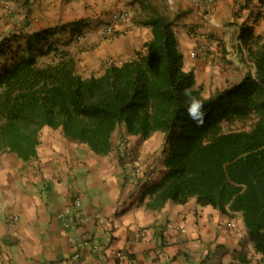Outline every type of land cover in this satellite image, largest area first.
I'll list each match as a JSON object with an SVG mask.
<instances>
[{
  "label": "crops",
  "instance_id": "obj_1",
  "mask_svg": "<svg viewBox=\"0 0 264 264\" xmlns=\"http://www.w3.org/2000/svg\"><path fill=\"white\" fill-rule=\"evenodd\" d=\"M149 4L178 16L184 65L195 69L197 84L207 93L211 65H220L225 75L229 71L227 60L234 59L224 57L221 48L232 38L239 44L240 26L250 25L256 35H264V0H217L200 8L192 0H0V44L18 35L22 46L39 48L59 38L76 53L70 28L80 27L86 40L79 42L85 44L82 58L86 51L105 48L125 59L151 38ZM117 10L127 11V20L114 36L100 38L99 27ZM206 42L213 45L212 52L194 54ZM139 143L132 135L113 137L111 152L98 155L52 133L44 135L38 158L31 162L0 152V264H236L234 251L243 245L251 264L263 263L248 241L240 212L224 213L194 199L149 207L147 190L166 168L162 154L154 159L150 147L155 143ZM161 144L162 139L159 151ZM138 164L154 169L153 180L134 175Z\"/></svg>",
  "mask_w": 264,
  "mask_h": 264
},
{
  "label": "trees",
  "instance_id": "obj_2",
  "mask_svg": "<svg viewBox=\"0 0 264 264\" xmlns=\"http://www.w3.org/2000/svg\"><path fill=\"white\" fill-rule=\"evenodd\" d=\"M177 19L149 4L151 38L130 57L90 72L68 51L42 64L41 47L22 46L18 35L3 38L0 152L25 162L37 159L46 128L98 155L111 152L118 128L141 139L158 133L166 170L147 190L148 206L194 199L224 213L240 212L248 241L264 258V35L240 26L239 47L247 50L254 71L207 93L195 69L184 65ZM80 30L70 28L73 34ZM195 100L203 105L202 123L188 115ZM243 250L234 251L236 264H251Z\"/></svg>",
  "mask_w": 264,
  "mask_h": 264
},
{
  "label": "rangeland",
  "instance_id": "obj_3",
  "mask_svg": "<svg viewBox=\"0 0 264 264\" xmlns=\"http://www.w3.org/2000/svg\"><path fill=\"white\" fill-rule=\"evenodd\" d=\"M71 35L73 36V34H71ZM54 39L55 38H52L51 42H46L44 46H40L41 48L38 51L39 63L43 64V63L55 62L59 59V53L61 51H64V50L68 51V47H66L64 45L65 43L60 42L59 38H56V41ZM234 40L235 39L232 38V40L230 41V44L228 46L226 45V47H225L226 49L224 51H223V47L221 49H222V55L224 57H226V55L230 54L229 55L230 59L237 60L238 64L234 60H227V62H228L227 64H229V67L225 68V69H227L229 71L227 72L226 75L224 74V71L222 70L220 65L215 64V63H213V65H211V69L210 68H209V70L207 69L208 70L207 73H209V74H207V76H209V77H207V79L205 80L207 82L206 88H210L211 93L215 90L224 89V88L236 83L238 80H240L242 78V76L246 72H249V71L253 72L254 71L253 62L249 58L247 50L245 48H243L241 50L239 47L240 44H235ZM65 42L69 43L71 41L67 40V38H66ZM73 42H75V45H76V53L74 51H68V52L71 53L72 55H74L78 59L79 67L84 72L98 71L100 69V66L102 65V63L109 61V60L119 61L121 59H124V57H120L119 54H116L118 56L113 55V52L106 50L105 48H100L98 50L92 49L91 51H86L88 53H86L85 54L86 56L82 58L80 56L79 52H83L85 50L84 49L85 44L84 45H80V44L83 42L85 43L86 40L85 39L84 40L76 39V41H73ZM79 42H81V43H79ZM206 44H208V46H207L208 50L206 51V53H207V55H209L212 52L211 49H212L213 45L211 44V46H210V44L207 42H206ZM211 58H212V56H211ZM210 62H213L212 59L210 60ZM224 63L225 62L223 61V64ZM97 64H99L98 69H96L94 67V65H97ZM224 81H225V83H224ZM219 82H220V84H219ZM237 127L241 128L244 126L238 125V126H236V128ZM246 127H248V125ZM52 133L53 134H60V136H61V133L58 130H52L49 128H46L44 130V135H49ZM116 137H120L122 140H124V139H127V134L125 133V130L123 128H118L115 132L114 138H116ZM132 138L135 139L137 143L138 142L141 143L142 141H144V139H141L139 137L132 136ZM147 139H145V140L148 141L149 143H155V146H151L150 149H151L153 155L155 156L154 159H156L157 157H159V154H160L158 146L160 145V140L162 139V137L160 134L155 133ZM122 143H124V142L122 141ZM129 149L130 148H128L127 150H129ZM153 155H152V157H153ZM150 157L151 156H149V158ZM258 264H264V261H263V263L258 261Z\"/></svg>",
  "mask_w": 264,
  "mask_h": 264
},
{
  "label": "built area",
  "instance_id": "obj_4",
  "mask_svg": "<svg viewBox=\"0 0 264 264\" xmlns=\"http://www.w3.org/2000/svg\"><path fill=\"white\" fill-rule=\"evenodd\" d=\"M217 0H192V3L194 6L200 8L206 5H212L215 3ZM6 10L9 12L13 11V7L11 5H5ZM129 16V13L127 11L123 10H117L112 13V16L110 18V21L107 24L101 25L98 29V36L100 38H110L115 35L117 31V26L120 23H123L124 21L127 20ZM75 39L82 40L83 39V33L82 32H77L74 34ZM208 50L207 45H202L199 47L195 48L194 54H199V55H204L206 51ZM134 175H141L145 176L148 181L153 180L155 176V171L152 167L148 165H136L135 168L133 169ZM169 226H172L174 228H178L174 224H170ZM229 227H233V224L231 222L228 223Z\"/></svg>",
  "mask_w": 264,
  "mask_h": 264
},
{
  "label": "clouds",
  "instance_id": "obj_5",
  "mask_svg": "<svg viewBox=\"0 0 264 264\" xmlns=\"http://www.w3.org/2000/svg\"><path fill=\"white\" fill-rule=\"evenodd\" d=\"M203 107L202 102L195 100L191 106L188 107V115L194 120H197L199 123L203 122V112L200 109Z\"/></svg>",
  "mask_w": 264,
  "mask_h": 264
}]
</instances>
